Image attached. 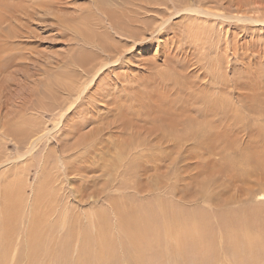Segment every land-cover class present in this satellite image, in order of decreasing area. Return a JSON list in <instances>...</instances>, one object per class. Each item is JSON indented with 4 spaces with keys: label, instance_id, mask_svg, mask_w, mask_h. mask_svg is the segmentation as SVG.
<instances>
[{
    "label": "rangeland",
    "instance_id": "374dc122",
    "mask_svg": "<svg viewBox=\"0 0 264 264\" xmlns=\"http://www.w3.org/2000/svg\"><path fill=\"white\" fill-rule=\"evenodd\" d=\"M89 3L0 0V264H244L227 241L238 228L218 225L264 213V0H157L171 17L161 33L96 77L73 65L85 45L66 28ZM162 201L209 213L211 254L173 249L185 228L164 231ZM136 214L160 236L146 255L131 245Z\"/></svg>",
    "mask_w": 264,
    "mask_h": 264
},
{
    "label": "bare ground",
    "instance_id": "6f19581e",
    "mask_svg": "<svg viewBox=\"0 0 264 264\" xmlns=\"http://www.w3.org/2000/svg\"><path fill=\"white\" fill-rule=\"evenodd\" d=\"M156 1L157 0H121V1H119V0H90L89 5H91L90 6L91 8L88 7V9H90V10H88V12H91V9H92V13H89V16L85 15V16L80 17V15H79L81 22L80 21L75 22L76 17L75 16L71 17L70 21L66 25V28H68L71 31L72 36H74V40L75 41H81V44L85 45L84 50L82 49V53L73 60V63H74L73 65L81 67L82 71L85 73H88L89 70L92 68L91 72L95 75L94 76L91 73L93 75V77H96V75H98V74L100 75L102 72L105 73V71L106 70L108 71L109 69L114 71L117 68V65H119L117 63L121 60V53L125 50V47L130 43L129 41H132V42H136V41L140 42L141 40L143 41V39L147 38L149 34L150 35L154 34L157 31V29H158V32L161 33L159 30H162L163 27L165 25H167V23L171 20V17L167 16V14H169L167 7L166 8L163 7V10H161L162 9L161 5H160L161 6L160 8H156L157 5L161 3L160 2L156 5ZM121 4L123 6H125L127 9L129 8L128 10L126 9L127 11L124 10L123 11L124 13H122V14H121V10H119V9H121ZM17 5H18V3H17ZM47 5H48V2L44 3L43 6H47ZM93 6H95V8H93ZM123 6H122V8H123ZM177 6L178 5L174 1L172 4V8L177 9ZM135 7L138 8V10H140V11H136ZM84 9H85V7H84ZM54 10H55V8H54ZM194 10H196V9L186 8L185 11L188 12V11H194ZM196 11H197L196 13H200V14L201 13L202 14L210 13L209 11H205V8H204V11H203V8H202V10L198 9ZM6 12H8V11H5V13ZM181 12L182 11H180L179 13H181ZM1 13L3 14V12H1ZM144 13L145 14L147 13V15L144 16ZM149 13H152V15ZM159 13H161L162 15ZM9 16L10 15L8 14V17ZM76 16H78V15L76 14ZM4 17H5V15H4ZM1 18L2 17H0V19ZM10 18H8V19H10ZM4 19H1V21L3 20L2 23L5 22ZM76 23H78V24H76ZM80 24H81V26H83V28L85 30H83V28L80 29V27H81ZM61 30H63V28H61ZM138 40H140V41H138ZM90 64H91V66H90ZM85 67H86V69H84ZM111 73H112V71H111ZM78 75H79V71H78ZM84 75H86V74H84ZM75 77H78V76H75ZM80 78H83V77L80 76ZM93 79H91V81L87 85H85V88L82 91V93H85V89H88L87 87H89V86L91 87ZM78 82H80V81H78ZM78 85H76V86H78ZM108 85H109V83H108ZM69 88H70V86H69ZM69 88H67V89H69ZM98 92H100V91H98ZM103 95L105 96L106 94H103ZM108 97H109V95H108ZM106 98H107V96H106ZM100 120L102 121V118H100ZM89 121H90V119H89ZM106 128H108V127L106 126ZM231 130L229 129L228 131H231ZM206 132H207V130H206ZM38 138H40V136L36 137L34 139H31V141H32L31 143L35 144L36 141L38 140ZM83 141H85V138ZM251 159H252V157L250 156L249 160H251ZM261 159L262 158H260V160ZM260 160H258L259 163H261ZM116 173H117V170H116ZM21 190H22V188H21ZM10 193L13 194L12 191L10 192L8 188L5 189L4 198H2L4 206L5 205L9 206L10 204L9 205H7V204L12 201ZM263 195H264V193H261L262 197H263ZM163 201L160 203V205L162 204V207L160 206V210H161V213L164 215V218L162 219L165 222V223H163V225L165 224V229H166V230L164 229V231L168 232V234L174 233V231H171V230H174L176 227H172V226L174 224V221H176V223H177L178 220H179L178 222H180L179 223L180 227H178V228H181L182 224H184V226H182V228H185L183 231H181L179 233V235L177 237V245H175L173 247V249H178L180 251H185L187 253H199V254H203V255L211 254L210 252L214 251L215 246H214V242H213V239L211 237V234H210L211 233L210 228L214 229L215 227H213L212 222H210V219H209L210 217L208 216L209 213L206 210H200L198 212H195L193 214L188 215V217L190 216V218L188 219V217L184 213L181 212L182 214L180 216H178L179 217L178 218L175 213L168 212L170 209L167 210V208L165 206V202H163ZM218 203H220V202H216L213 204L218 205ZM113 208H114V206H113ZM119 208L116 206L114 208V210L115 209L118 210L117 212H120V215H121V209H119ZM116 210H115V212H116ZM153 211H155V210H153ZM223 212H225V211H223ZM219 214H222V213L220 212ZM150 215H152V214H150ZM157 215H159V214H157ZM123 216L124 215H122V217ZM227 216H228V217H226V218H228L227 220L219 221L218 227H220V229H222L224 227L223 228L224 232H225V228H227V229L238 228L237 232L230 233V235L227 238L228 243L232 244L231 245L232 247L229 248V252L231 251V252L235 253L237 255L238 261L241 263H244V264L261 262L256 257H257V251L259 249L264 250V213L260 212L258 207H256V208L247 207L241 211H234L233 210V212L229 213ZM223 217H224V215H223ZM151 218H152V216H151ZM126 219H127V217L125 218V220ZM132 219H131V221H133L135 223L134 224L135 228H133L134 231H132L135 234V238L131 241V245H134L132 249L134 250V248H136L138 253H139V256H140L141 254H143L144 252L147 251L148 246L151 245L153 247V246H155V244L158 245L160 243V240H159L160 236L158 235L157 236L158 238L157 237L155 238L153 236V232H155L154 229H156L154 226L157 224L154 222L155 225L152 226L151 223H149L150 220L152 221V219H149L146 215L136 214ZM100 220H102V219H100ZM126 221L128 222V220H126ZM65 223H63V225ZM36 224L38 225V223H36ZM125 224H126V222H125ZM160 224H162V222ZM213 224H214V222H213ZM34 225L35 224H31V228H30L31 232H42V231L35 230L34 227L37 225H35V226ZM161 227L163 228L164 226L161 225ZM126 228L128 229V227H126ZM162 228H161V230H162ZM159 229H160V225H158V231L157 230L156 231L159 232ZM183 233H184V236H183ZM30 236H31L30 240H34L35 238L39 237L40 234L36 235V233H30ZM242 240H243V242H242ZM103 243H104V238L101 237V239H99V241H98V244H99V249L101 251L99 254L101 255L102 258L105 255L104 254L105 250L104 251L102 250L104 247ZM239 247H244V249L240 250ZM104 249H105V247H104ZM129 249H131V248H129ZM134 253H135V251H134ZM135 255H136V253H135ZM143 255H146V253ZM216 257H219V256L216 255ZM104 259H105V257H104Z\"/></svg>",
    "mask_w": 264,
    "mask_h": 264
}]
</instances>
